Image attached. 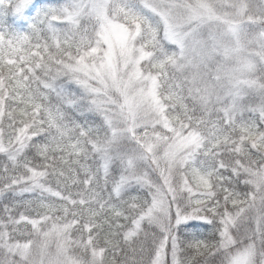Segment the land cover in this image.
I'll list each match as a JSON object with an SVG mask.
<instances>
[{
	"label": "snow or ice",
	"instance_id": "snow-or-ice-1",
	"mask_svg": "<svg viewBox=\"0 0 264 264\" xmlns=\"http://www.w3.org/2000/svg\"><path fill=\"white\" fill-rule=\"evenodd\" d=\"M0 264H264V0H0Z\"/></svg>",
	"mask_w": 264,
	"mask_h": 264
}]
</instances>
